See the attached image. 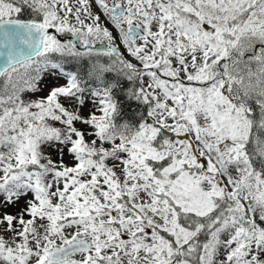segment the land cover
Instances as JSON below:
<instances>
[{
	"label": "snow or ice",
	"instance_id": "1",
	"mask_svg": "<svg viewBox=\"0 0 264 264\" xmlns=\"http://www.w3.org/2000/svg\"><path fill=\"white\" fill-rule=\"evenodd\" d=\"M0 264H264V0H0Z\"/></svg>",
	"mask_w": 264,
	"mask_h": 264
},
{
	"label": "flooded vegetation",
	"instance_id": "2",
	"mask_svg": "<svg viewBox=\"0 0 264 264\" xmlns=\"http://www.w3.org/2000/svg\"><path fill=\"white\" fill-rule=\"evenodd\" d=\"M97 47H99V45ZM104 59H106V58H104Z\"/></svg>",
	"mask_w": 264,
	"mask_h": 264
}]
</instances>
